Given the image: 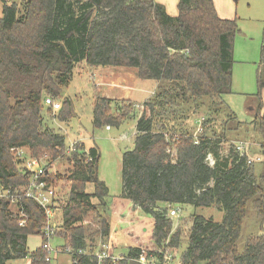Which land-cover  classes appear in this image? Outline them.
Listing matches in <instances>:
<instances>
[{
    "label": "trees",
    "instance_id": "trees-1",
    "mask_svg": "<svg viewBox=\"0 0 264 264\" xmlns=\"http://www.w3.org/2000/svg\"><path fill=\"white\" fill-rule=\"evenodd\" d=\"M1 2L0 187L19 194L27 183L28 173L19 170L14 154L17 148L48 166L54 160L67 161L70 188L57 249L63 246L71 264H97L111 230L109 190L98 176L99 149L79 142L67 154L65 136L47 125L44 113L52 110L44 105L50 96L62 99L63 108L54 119L66 121L71 115L63 89L80 62L133 68L139 79L156 84L139 114L129 101L99 93L94 97V128L135 118L133 148L121 157L120 197L152 218L156 248L128 246L120 258H103L101 264H142L140 256L151 255L163 263L164 252L181 245V231L172 230L168 215L175 205L223 211L221 221L192 215L179 264H264V230L247 236L241 249L237 245L249 205L264 219V167L257 173L258 161L252 157L248 162V149V155L240 154L234 146L243 140L231 138L228 128H215L232 118L225 97L232 93L236 17L218 16L213 0H178L175 15L156 0ZM255 83L253 121L262 139L259 162H264V54ZM196 116L202 132L195 139ZM230 140L233 144L224 152L222 144ZM56 177L48 172L44 179L50 183ZM87 184L93 185L91 192ZM90 214L98 227L94 232L88 231ZM20 219L24 226L18 225ZM46 220L45 210L31 199H0V264L22 258L30 264H52L55 258L47 259L43 246ZM31 235L41 237L33 251L27 248Z\"/></svg>",
    "mask_w": 264,
    "mask_h": 264
},
{
    "label": "rangeland",
    "instance_id": "rangeland-1",
    "mask_svg": "<svg viewBox=\"0 0 264 264\" xmlns=\"http://www.w3.org/2000/svg\"><path fill=\"white\" fill-rule=\"evenodd\" d=\"M10 2L19 3V0H9ZM231 8L232 18L236 17L238 24V31L233 38V66H232V93L225 97L227 105V114L231 115L224 125L217 126L215 128L221 131V128H228L230 137L247 142L248 153L251 157H254L256 161L254 163L255 171L261 172L264 167V162L260 161V149L259 143L262 141L261 135L255 130L253 121V109L254 98L253 93L256 92V84L253 78L251 88L246 84L243 88L236 84L238 79H242L245 76L255 74L256 67L264 54V0H222L221 8L225 9L224 5ZM2 14V2L0 0V16ZM113 71V76L117 78H123L126 83H129L132 92H130V98H122L118 100L129 101L134 103L135 112L141 111L142 102L149 97L155 88L154 81L150 79H139L136 76V70L133 68L115 67V66H89L84 62L76 64L73 70V76L70 83L64 87L63 96H67L71 101V115L66 117V121H59L55 118V115L63 108L62 99L53 98L55 102L59 104V109L56 111L47 110L44 107V113L46 115V123L54 131H57L65 136V143L69 147L72 143L83 142L86 148L96 146L100 152V159L98 163V176L105 181L109 195L107 201L111 202L113 198L118 197L122 189L121 181V157L125 150L133 148V141L135 137V118L128 117L122 120L118 125H106L103 124L100 127L94 128L92 125V105L94 97L99 93L107 97H126L125 90L122 87L116 86L109 89V84L104 82L100 76L96 77L97 70ZM123 93V94H121ZM49 97L50 96H46ZM45 97V98H46ZM44 98V99H45ZM52 98V97H51ZM197 117V116H196ZM193 120L195 125V120ZM223 120V119H222ZM191 122V121H190ZM240 123V126H238ZM214 125V124H212ZM196 128V125H195ZM220 128V129H219ZM202 132V131H201ZM200 132V133H201ZM199 133V134H200ZM234 141V140H233ZM233 142L224 141L222 146L223 151L227 149ZM68 147L66 149L67 154ZM258 158V159H257ZM43 160V159H42ZM69 164L66 160H54L52 162V175L58 174V177L53 181L56 187V203L62 205L54 209V216L52 220L59 228L56 232V238L50 239V246L56 249L62 244L60 238L61 224H62V211L63 206L68 198V192L70 188V181L65 177L69 174ZM93 190L92 184L86 185V191L91 192ZM93 202H96L95 200ZM176 209L178 212L175 216L170 217L172 220V230L179 229L181 231V245L176 249H169L172 260L170 264H179L181 253L185 247L187 233L190 227L191 217L193 214H200L204 217H212L215 221H221L223 217V211L216 209L215 207H197L194 208L190 205H175L170 207ZM169 208V209H170ZM92 215L90 214L88 219L90 220V229L88 231L94 232L98 227L91 223ZM87 224V223H86ZM141 225L148 224V222H142ZM88 226V225H87ZM150 227V225H148ZM264 230V219L257 217L256 212L248 206L246 218L242 224L241 237L237 243L238 248L243 246L244 239L249 235H257ZM126 235L129 238V243L132 245L138 244V242L144 248L150 250H156L152 243V233L144 235L142 240L140 239L143 234H139L138 237L132 236V231L126 230ZM140 233V232H139ZM59 236V237H58ZM98 238V236L96 235ZM110 238H108L109 241ZM40 237L38 235H31L27 240V248L29 251L33 250L36 245H40ZM95 242V241H94ZM93 242V243H94ZM92 243V242H91ZM59 248V247H58ZM61 251L56 253L55 259L51 261L52 264H71V258L69 253L63 251V246H60ZM104 250V247L101 248ZM124 247L117 248L115 253H125ZM100 252V250L98 251ZM97 252V253H98ZM117 255V254H116ZM174 256V257H173ZM18 264H24L27 258L15 260ZM13 260H9L8 264Z\"/></svg>",
    "mask_w": 264,
    "mask_h": 264
},
{
    "label": "built area",
    "instance_id": "built-area-1",
    "mask_svg": "<svg viewBox=\"0 0 264 264\" xmlns=\"http://www.w3.org/2000/svg\"><path fill=\"white\" fill-rule=\"evenodd\" d=\"M44 105L51 107L53 111H56L59 109V104L54 101L51 97H46L44 99ZM200 120L197 123V126L195 128V131L193 133L194 138L196 139L197 134L201 132L200 127ZM194 142H197L195 140ZM76 142L72 143L68 147V152H71L75 149ZM248 143L245 141H237L234 142V146L240 154H247L248 149ZM15 156L20 161L18 167L19 170L22 172L28 173V179L27 183L22 187L20 193H16L11 191L9 188H3L0 187V199H9L12 203H18L20 202V198H28L33 201H35L40 207H42L45 210L47 220L45 222V225L42 229V234L45 238V242L43 246L46 248V251L48 253V258H55L56 253L58 251H61V249H53L50 246V239L55 235L57 231V225L53 222L52 217L54 216V209L59 207L56 203L57 196L56 195V187L53 182L48 183L44 177H46V174L49 172V174H52L54 171L52 169V166H48V164L42 160V159H36L33 157H30L26 150L23 148H17L14 150ZM209 164H213V159L210 154L206 157ZM255 159V158H254ZM258 159V158H257ZM253 161L252 157H249L248 162ZM177 210L169 209L168 215L169 217H173L177 214ZM25 220L20 219L18 225L24 226ZM110 242H107L106 245H104V251L97 254V264H101V261L103 258H120L121 254H115L113 255V252L110 247ZM66 252V250H64ZM81 253V251H79ZM172 257L169 253V251L164 252L163 255V263L161 264H169ZM139 261L142 264H158L156 260L151 255L149 258H145L144 256H140Z\"/></svg>",
    "mask_w": 264,
    "mask_h": 264
},
{
    "label": "crops",
    "instance_id": "crops-1",
    "mask_svg": "<svg viewBox=\"0 0 264 264\" xmlns=\"http://www.w3.org/2000/svg\"><path fill=\"white\" fill-rule=\"evenodd\" d=\"M160 3H162L166 9V11L171 14L175 15L177 13V1L178 0H156ZM221 1L222 0H213L214 6L216 9V12L218 16L221 18H232L231 8L230 5H228V8L224 5L225 9L221 8ZM234 18V17H233ZM106 67V66H103ZM73 76V75H72ZM100 76L104 82H107L109 84V89H112L116 86L122 87L121 89L125 90L127 93L123 94L126 97H109L113 99H122V98H130V92H132L131 87L129 86V83H126V80L123 78H117L113 76V71H106V70H97V75L96 77ZM255 81V74H252L251 76H245L242 79H238L236 81V84L241 86L243 88L246 84L249 85L251 88V83ZM234 79L232 80V84H234ZM256 84V83H255ZM154 85H156L154 83ZM153 92V91H152ZM151 92V93H152ZM262 95V102H263V108L262 112L264 115V88L261 91ZM106 96V95H105ZM107 97V96H106ZM109 220L111 224V230H110V235H109V241L110 242V247L113 253H115L117 248L124 247L126 249L128 246H139V245H144L138 242V244L132 245L129 243V239H134V238H129L126 235V230L132 231V236L133 237H138L139 234H143L141 236V240L148 233L151 234L152 227H153V220L152 218L144 215L137 207H134L128 200L120 197H115L112 199L111 202H109ZM142 222H148V224L141 225L140 223ZM150 225V227H148ZM140 232V233H139ZM30 237V236H29ZM40 237V236H39ZM28 240V239H27ZM41 240V237H40ZM41 244V242H40ZM39 245H36L35 248H37ZM33 248V250L35 249ZM31 250V251H33ZM115 254H122V252H118ZM8 264V261L6 262ZM10 264H18L15 260H13L12 263ZM24 264H30V260L27 258V261Z\"/></svg>",
    "mask_w": 264,
    "mask_h": 264
}]
</instances>
